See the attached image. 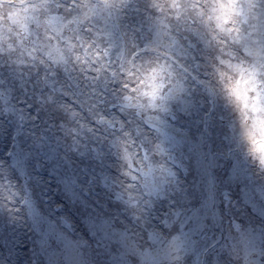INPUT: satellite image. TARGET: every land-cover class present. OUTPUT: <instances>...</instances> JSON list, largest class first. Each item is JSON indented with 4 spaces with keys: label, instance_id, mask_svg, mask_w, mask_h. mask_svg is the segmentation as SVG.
<instances>
[{
    "label": "clouds",
    "instance_id": "9594fccd",
    "mask_svg": "<svg viewBox=\"0 0 264 264\" xmlns=\"http://www.w3.org/2000/svg\"><path fill=\"white\" fill-rule=\"evenodd\" d=\"M0 153L31 264H264V0H0Z\"/></svg>",
    "mask_w": 264,
    "mask_h": 264
},
{
    "label": "rangeland",
    "instance_id": "374dc122",
    "mask_svg": "<svg viewBox=\"0 0 264 264\" xmlns=\"http://www.w3.org/2000/svg\"><path fill=\"white\" fill-rule=\"evenodd\" d=\"M185 121L184 127L187 128L189 136L191 139L196 142L198 145L203 146L204 148V160L207 164V168L212 171L213 176L218 181L221 189L224 187H228V179H227V165H225L223 168H221L222 163V156L220 155L223 151V140L221 137L224 135L223 129L221 126H219L216 123H207L201 120V117L199 114H194L191 118H184ZM198 121H200L198 123ZM2 154V153H0ZM79 163L83 166H85L89 171L91 170V164H85L84 161H79ZM77 172H80V169H76ZM82 176L85 177V182L87 180V175L84 172L80 173ZM193 180L192 185L190 186V191L188 193L189 196L195 198L193 203V208L196 207V205L200 202V194L197 193L195 188V177H191ZM103 199V197H100ZM206 210V209H204ZM221 212H223V207L221 205ZM117 227H121L118 223L116 225ZM28 227H31V225H28ZM11 232V229H5L3 226V223L0 222V241H4L5 237H7V240L10 243V246H7V251L12 252L13 249H15V259L17 264H31L30 256L32 253L28 251L27 247H19L14 243H11L14 239V237L17 236L16 232H12L11 235H8V233ZM28 235H32L33 242L37 239L34 233H25L23 229L19 230V238L20 242L22 244H28ZM85 236H87V233H85ZM6 245L3 243H0V259L3 258V254L5 253ZM113 251H115V247H113ZM39 264H43V261H39ZM97 264H101V261L99 257L97 258Z\"/></svg>",
    "mask_w": 264,
    "mask_h": 264
}]
</instances>
